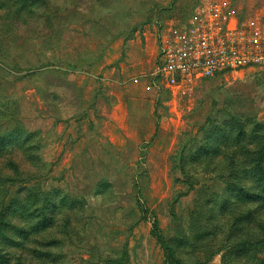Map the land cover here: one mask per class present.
I'll return each mask as SVG.
<instances>
[{"label":"rangeland","instance_id":"374dc122","mask_svg":"<svg viewBox=\"0 0 264 264\" xmlns=\"http://www.w3.org/2000/svg\"><path fill=\"white\" fill-rule=\"evenodd\" d=\"M206 3L0 0V264H264V70L151 80Z\"/></svg>","mask_w":264,"mask_h":264},{"label":"built area","instance_id":"2783aa9c","mask_svg":"<svg viewBox=\"0 0 264 264\" xmlns=\"http://www.w3.org/2000/svg\"><path fill=\"white\" fill-rule=\"evenodd\" d=\"M170 29L160 39L151 80L171 94L190 92L217 75L264 70L263 25L242 23L221 5H201L182 27Z\"/></svg>","mask_w":264,"mask_h":264},{"label":"trees","instance_id":"16d2710c","mask_svg":"<svg viewBox=\"0 0 264 264\" xmlns=\"http://www.w3.org/2000/svg\"><path fill=\"white\" fill-rule=\"evenodd\" d=\"M262 162H263L262 159L251 160V159L247 158V159L242 160V167L246 168L247 166H251L250 171L256 172V171H260L261 170ZM262 186H263V189H262L263 191L262 192H264V180H263V185ZM262 192H261V194H262ZM164 250H165L167 258H171V255H169V252L167 251V249H164Z\"/></svg>","mask_w":264,"mask_h":264}]
</instances>
